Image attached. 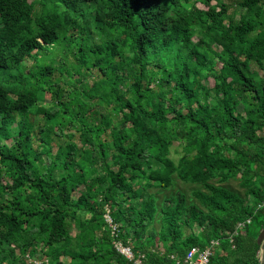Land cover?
<instances>
[{"label":"trees","instance_id":"1","mask_svg":"<svg viewBox=\"0 0 264 264\" xmlns=\"http://www.w3.org/2000/svg\"><path fill=\"white\" fill-rule=\"evenodd\" d=\"M226 1L0 0V264H261L264 0Z\"/></svg>","mask_w":264,"mask_h":264},{"label":"rangeland","instance_id":"2","mask_svg":"<svg viewBox=\"0 0 264 264\" xmlns=\"http://www.w3.org/2000/svg\"><path fill=\"white\" fill-rule=\"evenodd\" d=\"M226 2L228 4H232L231 0H227ZM213 4H215V3H213ZM199 7L202 8V9H205V7L202 6L201 4H199ZM239 11H241L240 7H238V11L237 12H239ZM238 16H239V14H238ZM103 40H106V39H103ZM214 48H215V50H220V48H217L216 46H214ZM72 62H75L74 64L79 65V63L76 60H72ZM55 65H57V64H55ZM217 67H220V65L218 64ZM260 75L264 77V71H261ZM100 77H101V74L98 72V70L93 69L91 71V76L89 77V79H90V82L92 81V83H93L94 81L98 80ZM121 88H122L123 91L125 90L124 86H122ZM82 98L84 100H86V101L90 100L85 95H82ZM92 102L94 104L93 108H97L96 105H98V102H99V104L101 103L100 100H98V99H96V100H94ZM97 109H99V111H101V112L105 111L104 106L101 107V108H97ZM98 114H100V113H98ZM97 117L99 118V115H97ZM35 140H36V138H35ZM47 140H48L49 144H51V146H53V147L56 146V143H57L56 136H51ZM76 142L79 144V146H81V144H80V142L78 140H76ZM7 144L10 145L11 141L8 140ZM44 147H47V146L45 145ZM182 153H183V148L179 147V143H175L172 146V148H171L170 157L175 159V160H178L181 157ZM44 159H46V158L44 157ZM97 162L99 164L101 163L99 157L97 159ZM2 182L5 183V179ZM210 183H212V184H214L216 186L225 187V188L229 189L231 192L239 195L242 198L243 197L244 198L247 197V191H246V189H244L241 186V182H240L239 178L232 179V180H230L229 182H226V183H220L217 179H215V180H212ZM172 184H174V185L171 188L167 189V190H162V189H151L150 190V192L154 193V195L156 196L159 206H161L162 204H166L167 205L170 202L169 200H171V198H173V197L177 198L179 196H184L186 205L190 206V205L194 204V205H197L204 212H207L206 209L202 206L201 202L195 196V193L198 190L206 192V193H209L208 189H206L202 184L184 183V182L180 181L176 176L173 177V183ZM84 189H85V187L83 186L79 190H76V192L74 193L73 197L77 198V197L81 196L82 194H84L85 193ZM89 200H91V198H89ZM105 218H107L109 224H111V221L108 218L107 214L105 215ZM70 224H71V226H70L71 236L75 237V235L78 233V229L76 228V223L73 222V221H70ZM111 227H112L113 230H115V226L114 225L111 226ZM154 227H155L156 230H159L160 224L157 223V224L154 225ZM198 231H200V228L194 227L193 233L196 234ZM189 233H190V231L187 230L186 231V235H188ZM226 234H229V232H226ZM116 244L119 246L118 243H116ZM161 249L162 248L160 247V245H157V247L155 248V250H161ZM38 250H40V249H38ZM213 251H214V255H215V248H214ZM20 253H21L20 251H16V255L17 256L20 255ZM25 254H28V253H25ZM48 262H49V260L46 261L47 264H48ZM60 262L62 264H71V261H69V259L65 258V257H61L60 258ZM36 263L39 264L40 262H36Z\"/></svg>","mask_w":264,"mask_h":264},{"label":"built area","instance_id":"3","mask_svg":"<svg viewBox=\"0 0 264 264\" xmlns=\"http://www.w3.org/2000/svg\"><path fill=\"white\" fill-rule=\"evenodd\" d=\"M264 207V203L262 205ZM108 218L110 219V217L108 216ZM111 221V219H110ZM250 221H248L249 223ZM244 225L243 224H239L238 228H242ZM119 246L116 244L117 249L124 254V256H126V258L132 262H134V264H145L144 259L145 256L144 255H136L131 248L129 247H124L122 246L120 243H118ZM214 246H218V242H212L211 246L206 247L205 249H200L199 247H193L191 248V250L189 251L185 262L187 264H210L211 258L214 255Z\"/></svg>","mask_w":264,"mask_h":264},{"label":"water","instance_id":"4","mask_svg":"<svg viewBox=\"0 0 264 264\" xmlns=\"http://www.w3.org/2000/svg\"><path fill=\"white\" fill-rule=\"evenodd\" d=\"M257 243L260 246V252H259V257H260V262L261 264H264V230L261 231L257 238Z\"/></svg>","mask_w":264,"mask_h":264}]
</instances>
